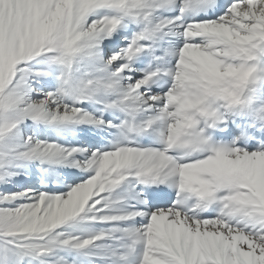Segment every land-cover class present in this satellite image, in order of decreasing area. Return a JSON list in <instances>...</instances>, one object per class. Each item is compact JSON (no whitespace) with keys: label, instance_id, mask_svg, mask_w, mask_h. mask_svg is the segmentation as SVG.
<instances>
[{"label":"snow or ice","instance_id":"1","mask_svg":"<svg viewBox=\"0 0 264 264\" xmlns=\"http://www.w3.org/2000/svg\"><path fill=\"white\" fill-rule=\"evenodd\" d=\"M0 264H264V0H0Z\"/></svg>","mask_w":264,"mask_h":264}]
</instances>
